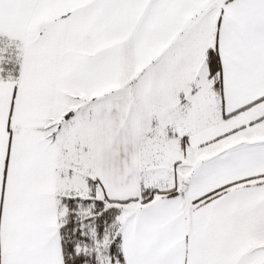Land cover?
I'll use <instances>...</instances> for the list:
<instances>
[{
  "label": "snow or ice",
  "instance_id": "6c2138e0",
  "mask_svg": "<svg viewBox=\"0 0 264 264\" xmlns=\"http://www.w3.org/2000/svg\"><path fill=\"white\" fill-rule=\"evenodd\" d=\"M0 264H264V0H0Z\"/></svg>",
  "mask_w": 264,
  "mask_h": 264
}]
</instances>
